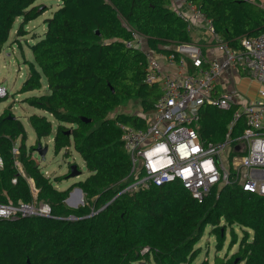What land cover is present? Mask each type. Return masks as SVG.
I'll list each match as a JSON object with an SVG mask.
<instances>
[{
  "label": "trees",
  "instance_id": "obj_1",
  "mask_svg": "<svg viewBox=\"0 0 264 264\" xmlns=\"http://www.w3.org/2000/svg\"><path fill=\"white\" fill-rule=\"evenodd\" d=\"M36 1L0 0V54L16 20L21 19L15 30L19 38L44 12ZM58 2V9L45 20L43 36L29 46L33 61L25 62L28 77L19 90L39 91L42 78L46 80L47 94L22 101L45 114L27 119L35 144L26 145L24 127L9 108L0 114V205L44 203L50 216L0 219V264H189L207 227L218 249L226 227L229 247L237 244L231 256H216L213 264H264L263 196L234 183L214 188L201 203L179 183L121 193L131 182L130 161L117 124L136 128L145 124L140 116L118 109L136 101L138 109L149 113L159 91L156 85L143 83L144 56L125 42L137 32L149 49L162 53L170 52L164 46L192 42L187 24L169 8L170 1ZM194 3L233 49L241 37L264 34L259 0ZM236 108H201L199 132L206 143L221 142L228 132L231 137L243 132L242 118L229 130ZM53 123L54 154L68 155L72 145L88 172L75 186L86 198L76 209L65 204L72 188L59 191L53 186L68 174L51 180L34 158L36 144L52 134ZM17 164L33 182L35 197ZM235 228L242 232L239 242Z\"/></svg>",
  "mask_w": 264,
  "mask_h": 264
},
{
  "label": "built area",
  "instance_id": "obj_2",
  "mask_svg": "<svg viewBox=\"0 0 264 264\" xmlns=\"http://www.w3.org/2000/svg\"><path fill=\"white\" fill-rule=\"evenodd\" d=\"M184 7L186 11L175 12L176 17L187 24V31L191 25H202L223 58L208 59L193 41L162 47L169 53L153 51L142 35L131 32V40L125 46L143 54L146 65L143 83L156 85L159 91L152 110L136 114L143 118V128L117 124L130 161L131 182L121 193L179 183L201 203L214 188L234 183L243 191L264 197V180L258 178L264 173V101L240 104L234 95L216 93L217 77L230 68L241 70L259 82L264 96V34L241 37L239 47L233 49L216 34L194 0H184ZM4 93L0 85V95ZM203 106L220 110L237 107L229 130L241 118L245 129L235 137L228 132L223 141L206 143L199 132ZM72 194L69 193L65 204L72 208L85 205L81 198L71 205ZM30 216L49 217V206L0 205V219Z\"/></svg>",
  "mask_w": 264,
  "mask_h": 264
},
{
  "label": "rangeland",
  "instance_id": "obj_3",
  "mask_svg": "<svg viewBox=\"0 0 264 264\" xmlns=\"http://www.w3.org/2000/svg\"><path fill=\"white\" fill-rule=\"evenodd\" d=\"M58 0H37L34 5H39L40 10L44 11L41 16L30 21L24 28L25 35L16 38L15 30L18 28L21 19L16 20L13 28L10 32V37L7 43L4 45L3 50L0 54V85L4 87L5 93L0 95V114L3 110L9 108L13 113L14 117L18 119L24 127L26 133V145L30 146L35 144V135L32 128L28 124V117L31 115L43 116L44 112L36 108L30 107L24 104L22 101L26 97L40 96L47 94V86L45 78H42V88L39 91H32L21 94L19 92L22 84L28 77V66L25 62L33 61V57L29 46L35 44L45 32L46 25L45 20L51 18L52 14L58 9ZM240 103L241 100L237 99ZM138 102L130 101L118 109L119 112H125L128 115H136L141 110L138 109ZM116 114V113H115ZM56 123H53L52 134L40 140L42 146L47 147L45 159L43 161L34 153L41 171L44 176L53 180L55 177H62L69 174V165H76L80 171V175L76 178H64L60 182H53L55 189L59 191H65L72 188L70 191L72 194L73 201H70L71 205L81 198L86 203V198L83 194L76 191L78 189L76 184L83 181L87 176L88 172L85 168L84 162L80 155L76 153L72 147L69 148V154L65 155L64 151L59 152L57 155L53 152L52 135L55 131ZM19 172L24 176L27 183L30 186L33 197L36 196L37 191L33 187V182L27 178L22 172L21 168H18ZM35 204V203H34ZM67 207L72 208L68 203ZM76 209V208H73ZM73 219V218H72ZM211 227H207L203 233V236L194 246V250L197 252L193 261L189 264H201L207 262L213 264V260L216 256L221 258H228L237 250V244L229 247L231 241L230 228L226 227L224 235L225 241L221 249L216 246L214 235L211 234ZM237 242L242 238V232L239 228H235ZM137 264H149L139 262ZM150 264H153L152 262ZM243 264V263H240Z\"/></svg>",
  "mask_w": 264,
  "mask_h": 264
},
{
  "label": "crops",
  "instance_id": "obj_4",
  "mask_svg": "<svg viewBox=\"0 0 264 264\" xmlns=\"http://www.w3.org/2000/svg\"><path fill=\"white\" fill-rule=\"evenodd\" d=\"M169 8L175 13L177 11L185 12L184 0H169ZM260 6L264 9V0H259ZM191 41L201 46L203 53L210 60H222V54L215 48L212 39L202 25H191L188 31ZM262 85L254 79L249 78L245 72L237 69H225L216 80V93H227L234 95L241 103H252L258 99L264 101V96L261 93ZM54 134V132H53ZM35 135V134H34ZM53 137V135H52ZM36 142V137L35 141ZM34 145V144H33ZM258 178L264 180V173H261Z\"/></svg>",
  "mask_w": 264,
  "mask_h": 264
},
{
  "label": "water",
  "instance_id": "obj_5",
  "mask_svg": "<svg viewBox=\"0 0 264 264\" xmlns=\"http://www.w3.org/2000/svg\"><path fill=\"white\" fill-rule=\"evenodd\" d=\"M244 1H250V0H244ZM81 120L86 123L89 122V120H86L84 118H82ZM46 152H47V147L42 146L40 143H37L33 153H36L37 156L40 158V160L43 161L45 159ZM79 175H80V171L77 169L76 165H69L68 178H76ZM76 190L82 194L80 189H76Z\"/></svg>",
  "mask_w": 264,
  "mask_h": 264
}]
</instances>
